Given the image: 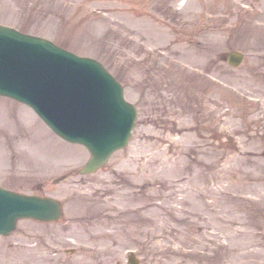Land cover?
I'll use <instances>...</instances> for the list:
<instances>
[{
	"label": "rangeland",
	"instance_id": "obj_1",
	"mask_svg": "<svg viewBox=\"0 0 264 264\" xmlns=\"http://www.w3.org/2000/svg\"><path fill=\"white\" fill-rule=\"evenodd\" d=\"M0 22L100 60L137 109L80 173L83 144L0 94V184L64 212L0 234V264H264V0H0Z\"/></svg>",
	"mask_w": 264,
	"mask_h": 264
},
{
	"label": "water",
	"instance_id": "obj_2",
	"mask_svg": "<svg viewBox=\"0 0 264 264\" xmlns=\"http://www.w3.org/2000/svg\"><path fill=\"white\" fill-rule=\"evenodd\" d=\"M243 53L231 50L230 64ZM0 94L31 105L62 137L90 151L81 172L95 170L123 146L136 114L121 84L95 58L77 55L48 38L0 23ZM60 200L0 186V232H10L20 217L58 219ZM133 264L137 260L131 255Z\"/></svg>",
	"mask_w": 264,
	"mask_h": 264
}]
</instances>
